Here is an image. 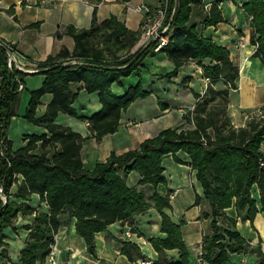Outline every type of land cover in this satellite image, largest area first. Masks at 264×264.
Listing matches in <instances>:
<instances>
[{"label":"trees","instance_id":"16d2710c","mask_svg":"<svg viewBox=\"0 0 264 264\" xmlns=\"http://www.w3.org/2000/svg\"><path fill=\"white\" fill-rule=\"evenodd\" d=\"M92 1L97 4L101 0ZM201 3L202 0H166V21L171 23V32L168 43L159 50L154 49L155 42L133 50L142 29H129L114 14L99 22L97 6L90 27L69 24L66 32L73 36L74 48L64 46L38 63L39 68H49L41 72L45 76L42 84L30 90L24 113L28 121L45 127L47 132L25 134L26 144L16 149L7 128L11 117L17 114L22 90L19 85H24V75L32 72L9 66L7 46H15L0 38V257L11 261L4 229L12 224L21 208L11 198L19 174L23 181L17 197L39 193L47 202L48 211L38 210L33 221L24 225L30 229V235L15 264H46L62 213L68 212L75 218L76 232L84 237L88 251L96 254V232L106 230L117 220H130L153 204L142 187L126 182V174L139 171L140 184L157 186L166 182L162 156L178 150L190 154V164L203 186V194H197L195 202L208 203L203 216L210 219L212 231L202 243L206 264H234L231 254L248 248L249 242L239 231L237 219L229 216L225 208L235 204L239 215L251 221L259 210H264V106L249 116L246 125L236 127L232 123L227 112L228 92L238 88L239 67L229 48L203 35L196 24H189L193 5ZM243 6L252 15L255 54L264 61V0H248ZM220 20L221 10L214 3L204 23ZM157 51L166 52L174 62L170 74L177 73L191 58L210 59L201 64L204 74L212 83L224 80L227 87L218 90L210 84L203 95L195 92L199 100L186 115L195 123L194 128H164L143 140L138 148L122 153L113 150L105 160L87 168L81 149L88 137L56 121L60 112L78 115L73 102L80 88L74 90L72 83L83 82L86 91H99L102 106L88 120L93 136L100 140L104 134L118 129L123 110L137 98L150 94L141 81L126 87L122 94L113 90V83L122 84L123 77L138 69L149 53ZM45 93H51L52 98L44 113L38 114ZM254 190H258V198ZM151 197L161 213L162 230L166 233L164 237L151 238L159 252L154 264H187L189 250L183 239L182 222L176 223L165 210L171 206L169 197L157 190ZM172 248L179 249V260L168 258L166 251ZM121 249L130 259H134V251L144 256L133 242L123 241ZM256 251L263 255L260 247Z\"/></svg>","mask_w":264,"mask_h":264},{"label":"crops","instance_id":"0c3cea01","mask_svg":"<svg viewBox=\"0 0 264 264\" xmlns=\"http://www.w3.org/2000/svg\"><path fill=\"white\" fill-rule=\"evenodd\" d=\"M247 1L202 0L201 4L193 5L189 19V24H196L197 30L203 35L229 48L232 60L239 67L238 88L229 89L227 104L228 115L236 127L246 125L249 116L264 106V61L255 54L254 43L251 41L252 15L243 6ZM214 3L221 10L222 20L205 24L204 19ZM165 5V0H101L97 4L92 0H0V38L14 44L21 69L39 70L41 68L38 63L46 60L49 55L56 54L64 46L70 50L74 48L75 40L66 32L67 26L73 24L79 28L90 27L95 6L99 22L114 14L129 29L138 30L147 16V6L154 9ZM241 35L246 36V41L239 48L237 41ZM146 43V38L141 35L133 50L145 47ZM202 62L209 63L210 59L191 58L180 66L177 73L170 74L175 64L167 53H149L138 69L123 77L122 84L113 83L112 88L117 94H122L126 87L141 81L150 94L137 98L123 110L118 129L104 134L100 140L93 136L88 120V116L102 106L99 91H86L82 88L83 82L72 83L74 90L80 88L78 97L73 102L78 115L60 112L56 121L88 137L81 153L85 166L90 169L97 162L105 160L113 150L122 153L138 148L143 140L157 135L164 128H194L195 123L188 120L186 115L195 108L199 100L195 92L203 95L210 84L218 90L227 87L222 79L212 83L204 74ZM32 74H42L39 79L41 85L44 74L40 71ZM51 98V93L42 96L37 108L38 114L44 113ZM31 124L32 129L24 135L47 132L45 127ZM23 140L20 146L26 144L24 136ZM18 147L13 144L14 149ZM261 149L264 154V140ZM190 160V154L184 150H178L175 154L165 153L162 163L166 182H160L157 186L140 184L142 175L137 170L128 172L126 182L130 186L142 187L153 204L130 220H117L109 224L106 230L96 232V254L88 251L84 237L76 232L75 218L68 212L62 213V223L55 235L52 250L56 264H143V260H151L154 264L159 252L151 238L166 236L162 230L161 213L151 197L155 190L169 197L171 206L165 207V210L176 223L182 222L183 239L189 250L187 264H196L200 245L212 228L210 219L203 216L208 203L204 200L195 202L197 194H203V186ZM22 181L23 176L19 174L11 189V198L21 208L12 224L4 229L11 261L0 257V264H15L19 261L21 250L30 235V229L24 225L33 221L38 210L48 211V204L39 193H31L27 198L17 197ZM253 193L255 197H259L258 190ZM225 211L237 219L239 231L249 242L246 250L231 254L234 264H262L264 210H259L253 221L242 218L235 204L225 208ZM123 241L137 244L144 256L134 251V259H130L122 252ZM258 247L262 249L263 255L257 253ZM166 252L170 260H179V249H167Z\"/></svg>","mask_w":264,"mask_h":264},{"label":"built area","instance_id":"2783aa9c","mask_svg":"<svg viewBox=\"0 0 264 264\" xmlns=\"http://www.w3.org/2000/svg\"><path fill=\"white\" fill-rule=\"evenodd\" d=\"M166 4V0H165ZM147 10V16L142 20L141 22V29H142V36L146 38V46L151 43L155 42L156 45L154 47L155 50H159L163 45L167 44L170 38V32H171V23L166 21V5L165 6H159L158 8H150L146 7ZM246 41V36L241 35L239 40L237 41V47L244 46ZM255 51L257 48V44L254 43ZM8 51V62L11 65L13 62H17V53L14 48H10L7 46ZM18 67L21 69V66L18 65ZM20 89L24 88L23 83H20L19 85ZM261 113V110H259ZM264 116V114H262ZM48 260L51 261V263L56 264V259L54 257V251H51ZM143 264H153L151 260H143ZM196 264H206V261L203 257V248L202 245H200L199 251H198V258Z\"/></svg>","mask_w":264,"mask_h":264},{"label":"rangeland","instance_id":"374dc122","mask_svg":"<svg viewBox=\"0 0 264 264\" xmlns=\"http://www.w3.org/2000/svg\"><path fill=\"white\" fill-rule=\"evenodd\" d=\"M18 65H19L18 57H17V62H13L11 65L9 64V66L19 68ZM41 76L42 74H32V73H28L24 75L26 87L21 90V96L17 106V114L11 117L9 126L7 128L8 136L13 140V144L15 147H18L22 144V142L24 141L23 140L24 133L30 131L33 127V125L25 119L24 111L28 102L30 89L40 85L41 82H39V79ZM47 263L53 264L48 259L46 261V264Z\"/></svg>","mask_w":264,"mask_h":264},{"label":"water","instance_id":"95a60500","mask_svg":"<svg viewBox=\"0 0 264 264\" xmlns=\"http://www.w3.org/2000/svg\"><path fill=\"white\" fill-rule=\"evenodd\" d=\"M137 57H138V55H136V56L131 60V62L134 61ZM48 68H49V67H44V68H41V69H39V70H24V71H28V72L40 71V72H42V71L47 70ZM21 70H23V69H21Z\"/></svg>","mask_w":264,"mask_h":264}]
</instances>
